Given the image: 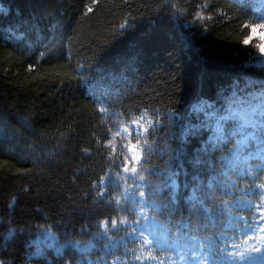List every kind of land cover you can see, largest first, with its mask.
Masks as SVG:
<instances>
[{
	"label": "trees",
	"instance_id": "obj_1",
	"mask_svg": "<svg viewBox=\"0 0 264 264\" xmlns=\"http://www.w3.org/2000/svg\"><path fill=\"white\" fill-rule=\"evenodd\" d=\"M258 1L0 0V261L85 260L86 253L71 246L60 255L51 248L34 255L31 242L42 229L52 230L63 245L69 240L102 244L97 234L119 207L99 185L112 167L113 145L122 154L126 141L112 134L120 123L145 114L153 117V126L145 136L131 138L147 142L148 159L137 165L139 172L148 169L146 180L159 184L156 173L180 168L177 203L162 189L157 199L168 207L155 212L165 226L179 228L177 244L211 237L206 264H212L225 246L239 251L234 246L253 237L225 227L228 214L216 201L205 198L212 218L186 201L184 185L190 188L196 175L208 192L213 173L193 167L191 158L211 133L187 142L182 135L189 123L203 119L192 112L200 99L220 108V90L231 95L234 83L238 96L261 91L264 69L250 64L254 48L241 43L249 31L244 26L256 22ZM234 142L212 153L217 170ZM177 149L185 154L180 165L172 159ZM231 180L233 187L216 186L217 200L235 201L248 188L254 201L264 198L258 187L264 172L236 171ZM143 191L149 197L150 187ZM120 247L124 256L127 249L148 251L134 241Z\"/></svg>",
	"mask_w": 264,
	"mask_h": 264
},
{
	"label": "snow or ice",
	"instance_id": "obj_2",
	"mask_svg": "<svg viewBox=\"0 0 264 264\" xmlns=\"http://www.w3.org/2000/svg\"><path fill=\"white\" fill-rule=\"evenodd\" d=\"M95 3L96 0H93ZM264 3V0H261ZM89 12L93 11L92 7H88ZM249 29L248 34L241 40V43L245 46L252 48L253 46L258 49V53L255 52V58H250V64H253L257 68L264 69V22L250 23L245 25ZM259 43H254L255 41ZM254 62V63H253ZM249 85L256 82L249 81ZM237 85L233 84V91L231 95L226 96L225 90H220V97L224 101L220 108H217L214 104H209L208 101L200 99L198 103L192 105L193 113H202L203 119H200L198 123H189L184 129L182 135V141L187 142L191 136H202L205 131H210V135L206 140H203L198 150L191 158V164L193 167L200 169L202 167L212 171L211 178L206 185L208 192L203 191V181L199 175L193 177L194 183L189 188L187 184L184 188L189 191V195L185 197L193 209L198 207L203 208L205 213H211L212 209L207 206L206 197L209 201H216L219 207H223L226 211L230 212V202L220 197L218 200L214 195L216 186L233 187L235 181L231 180V173L239 171L240 175H246L251 173V169L247 167L248 161L251 159L261 158L264 159V84L261 85V91L258 93H251L247 99H241L237 95L235 90ZM254 101H259L255 103ZM101 112L105 109L101 108ZM140 119H143L141 117ZM140 120L133 119L131 124L133 126L138 125ZM151 126V125H150ZM125 132L132 135L133 129L125 128ZM147 128L137 131V136L140 132H146ZM119 135V133H117ZM235 141L232 147L228 149L227 155L221 157L219 170L213 164L211 156L217 150H223L224 147ZM147 143V142H145ZM111 144V141H109ZM139 141L136 144H131L128 151L132 153L131 158L125 162L124 172L129 173L128 176L121 177L117 173L114 177H109V181L116 187L124 184L125 187L121 195L124 196L125 201L131 206L128 210L133 213L135 219L129 223L131 229L129 235L136 237L144 242L149 247H157L161 250L176 247V260L174 264H189L190 261H198L199 264H206L209 259V254L213 251V245L211 243V237L207 238V241L201 240L196 243L197 238H192L191 244L179 245L176 241H170L167 235V229H160L157 226L155 215L149 216L148 209L153 213L161 210V207H168L167 203H162L157 199V196L162 189L170 190V198L173 204L177 203V198L181 190L180 184V168H167L156 173L161 178V183L156 184L150 180H146L143 175V169L138 173L137 167L129 166L134 164H140L141 161L147 162V156L144 155L142 148L139 146ZM149 154H151L152 146L148 145ZM167 146L165 152H168ZM184 153L177 149L172 150V159L180 165L184 159ZM128 181H131L129 184ZM104 181L101 180V184ZM135 185V187H133ZM99 187V186H97ZM144 187H150L151 191L149 197H145ZM259 189H264V183L258 185ZM247 193H243L239 200L242 207H252V201H245L244 196ZM113 203L119 204V200L116 199ZM258 220L249 221L248 219L241 217L238 221H235L237 230L240 229L241 223L243 227L251 232H256L258 229L264 230V209H260L257 213ZM213 224L215 220L212 221ZM109 221H104L103 226L105 229L108 227ZM232 223V220H229ZM112 226L116 227V221H111ZM139 225V226H138ZM42 227V226H38ZM184 228H188V225H183ZM127 231V229H126ZM147 234V235H146ZM226 233H221L225 235ZM246 234V233H245ZM107 232L98 233L97 236L103 238ZM151 237V239L149 238ZM252 239V237H249ZM225 244L224 241H221ZM36 247L34 255H43V251L46 248H54L57 255L63 251L65 247H74L81 255L87 253L92 247V242L82 244L79 241H67L64 245H59L56 234L49 229H42V239L31 242ZM238 247V246H234ZM261 249L255 246H249L244 251H232L229 252L225 246L221 254L229 255L233 260H237L243 264L246 261H252L261 259L259 256H253V253H260ZM139 260L140 257H135ZM151 259V258H149ZM0 264L5 262L0 261ZM71 264V262H70ZM79 264H85V260L79 262ZM86 264H93V261L87 260Z\"/></svg>",
	"mask_w": 264,
	"mask_h": 264
},
{
	"label": "rangeland",
	"instance_id": "obj_3",
	"mask_svg": "<svg viewBox=\"0 0 264 264\" xmlns=\"http://www.w3.org/2000/svg\"><path fill=\"white\" fill-rule=\"evenodd\" d=\"M256 9H257V15L256 16H258V17H257L255 23L258 24V23L264 22V3H262L261 0H259L257 2ZM254 43H259V41L257 40ZM253 48H254V53L252 55V59L255 58V52L258 53V49L255 48L254 46H253ZM258 92H260V91H256L253 93H258ZM239 97L241 99H247L249 97V95H242ZM254 102L258 103L259 101H254ZM208 103L211 104L209 101H208ZM141 117H143V119H140ZM141 117L136 118L137 120H140V123L138 125H135V126H133L131 124L132 120L120 123L116 127V130L114 131V133L112 134L113 137H116V140L118 142H120L119 140L121 139V137L126 138V141L123 143V149H121L124 151L121 154L120 148L117 147L115 144L113 145V148L109 154V161L112 163V167H109L107 173L102 178L104 183L103 184L100 183V186L102 187V192L109 194L113 198V200H116V199L119 200V204H117L119 207V212L115 216V218L113 219L116 221V227L114 228L112 226L111 221H109L107 229H105L104 226L102 225V233L107 232V235L103 236V238H102V244L95 248L94 242H92L94 247H92L86 253L85 260L86 261L91 260V261H93V264H125L123 262V259H122L120 246H121V244L127 243V241L133 240V241H136L138 244L143 243L144 246H147L144 244L143 241L137 239L134 236L129 235V233L131 231V229L129 228V223L135 219V216L133 215V213L131 211L128 210L131 206L125 201L124 196L121 195L125 185L121 184L119 187H116L112 182L109 181V177H114L117 173H119L121 177L130 175L129 173L124 172V167H125V162L127 160H129L131 158V155H132V153H130L128 151V148L130 147L131 144H136L137 140H138L139 141L138 146L140 148H142V150L144 152V148L146 147V144L141 139H138V138L131 139V138L134 136H137L138 130L147 128L146 132H140V134H139V137L145 136L147 134V132L149 131V129L153 126L154 119L149 114H145ZM126 127L133 129L131 136H129V134L124 131V129ZM117 133H119V135H117ZM123 155H126V156H123ZM137 165L138 164L129 165V166L130 167L131 166L137 167V171L139 173V168ZM247 167L250 168L252 171L250 174H246L245 176H254L258 172L264 171V159H261V158L251 159L248 161ZM237 172H238V174H240L239 171H237ZM128 183L130 184L131 181H128ZM133 187H135V185H133ZM245 192L247 193V195L244 196V200L245 201H252V198H251L252 190L247 189V190H245ZM145 197H147V196L145 195ZM240 198L237 199L236 201L230 203V207H231L230 212L226 211L222 207L223 210H225L229 216L228 221H227V225L229 227H231V229L233 231H236L235 221H238L241 218V214L236 212L237 209H241V210L243 209L247 212L252 210L255 213V216L257 217L256 220H258V216H257L258 211L260 209H264V199L261 200L260 202H257V203L252 201L253 202L252 207H242L239 203ZM148 213H149V216L155 215L152 212V210H150V209H148ZM155 218H156V223H157L158 228H160V229L166 228L168 230L167 231L168 238L170 241H172L173 237L176 236L178 234V232L169 226L163 225V223L156 216H155ZM230 219L232 220V223H229ZM249 221L251 222L250 219H249ZM126 229H127V231H126ZM50 231L53 232L52 230H50ZM242 231H249V230L246 228H243ZM256 232L258 234V237L261 239V237L264 235V230L258 229ZM56 237H57V235H56ZM149 238L151 239V237H149ZM38 239H42V230L35 237L34 241H37ZM57 240H58L59 245H63V243H61L59 241L58 237H57ZM84 244H86V243H84ZM249 246H255L256 247L257 245L252 243V244H249ZM46 249H44L43 254H44ZM51 249H53L56 252V250L54 248H51ZM247 249L248 248H246L244 250H247ZM244 250L242 249V251H244ZM155 251H157V252L147 253V255H145L144 257L138 255V257H140L139 260L135 259V257H137V256L132 257L130 259V262H131L130 264H174L175 258L173 256L174 253L172 252L171 248H167L164 250L157 248ZM35 252H36V247H34L33 254ZM253 256H259V253H253ZM149 258H151V259H149ZM221 261H223V263H221ZM219 264H236V263H232L230 261V259L227 258L226 260H220ZM249 264H264V257H261V259H259V260L258 259L252 260L249 262Z\"/></svg>",
	"mask_w": 264,
	"mask_h": 264
},
{
	"label": "bare ground",
	"instance_id": "obj_4",
	"mask_svg": "<svg viewBox=\"0 0 264 264\" xmlns=\"http://www.w3.org/2000/svg\"><path fill=\"white\" fill-rule=\"evenodd\" d=\"M1 128V127H0ZM1 130V129H0ZM100 186V185H99ZM101 187V186H100ZM108 195V194H107ZM114 201V200H113ZM118 209V208H117ZM34 240V239H33ZM65 244V243H64ZM34 249V248H33ZM49 250V249H48ZM81 259V258H80Z\"/></svg>",
	"mask_w": 264,
	"mask_h": 264
}]
</instances>
